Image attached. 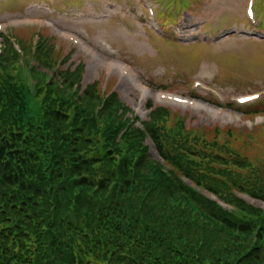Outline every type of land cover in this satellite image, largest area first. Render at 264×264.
I'll use <instances>...</instances> for the list:
<instances>
[{"label": "rangeland", "instance_id": "rangeland-1", "mask_svg": "<svg viewBox=\"0 0 264 264\" xmlns=\"http://www.w3.org/2000/svg\"><path fill=\"white\" fill-rule=\"evenodd\" d=\"M150 2L159 30L155 32L150 21H141L131 11L141 6L138 0H0V91L6 92V80L22 91L29 109L23 120L27 127L36 113L45 118L42 108H73L63 104L61 97L74 99L94 113L103 110L105 121L113 117L109 112L118 109L144 133L141 144L151 156L138 169L140 185V177L148 174L147 160L153 159L159 171L173 170L185 185L218 206L224 204L222 208L239 212L227 201L235 198L264 211V198L250 193L264 195V174L259 178L257 172L264 171V110L250 109L257 104L264 108V94L259 93L264 90V40L253 36L257 30L248 24L247 0ZM254 7L259 18L256 29L264 33V16L258 13L264 10V0H254ZM36 16L51 19L55 26L28 21ZM27 25L40 28L41 35L51 39L33 48L29 37L35 40L40 33ZM16 27H22L21 31ZM166 29H174V36ZM247 29L253 31L249 34ZM162 31L169 35L157 37ZM67 33L83 44L73 42L76 38L71 35L67 39ZM118 63L128 65L150 90L145 98L121 73ZM1 77L6 80L1 82ZM91 88L92 98L81 96ZM157 93L203 101L232 116L159 99ZM253 93L261 94L260 98L243 105L236 101ZM18 104V99L9 101L0 95V131L16 125ZM151 129L169 161L149 136ZM123 136L140 141L131 134ZM106 168H92L91 178L102 177ZM180 168L190 171L193 180L181 174ZM96 189L107 194L95 186H77L73 193L93 194Z\"/></svg>", "mask_w": 264, "mask_h": 264}, {"label": "trees", "instance_id": "trees-1", "mask_svg": "<svg viewBox=\"0 0 264 264\" xmlns=\"http://www.w3.org/2000/svg\"><path fill=\"white\" fill-rule=\"evenodd\" d=\"M6 86L0 95L18 99L19 120L0 131V264H264V211L235 198L225 200L239 212L222 208L153 159L141 186L138 169L150 156L144 133L118 109L105 121L103 110L61 97L73 108H42L45 118L36 113L27 127L25 95ZM81 96L92 98V88ZM257 106L250 109L264 110ZM147 131L168 160L156 131ZM98 167L107 168L94 180L89 172ZM77 186L107 194H75Z\"/></svg>", "mask_w": 264, "mask_h": 264}, {"label": "bare ground", "instance_id": "bare-ground-1", "mask_svg": "<svg viewBox=\"0 0 264 264\" xmlns=\"http://www.w3.org/2000/svg\"><path fill=\"white\" fill-rule=\"evenodd\" d=\"M34 47H36V44L33 43ZM117 67L119 68V70H121L122 73L128 75L134 82V84L141 90L143 97L145 98L147 94L150 93V91L148 90V88L146 86H144L142 83H140L139 81L136 80L134 72L125 64H121L118 63ZM156 97H159L160 99L163 100H171L173 101V99L171 98V96L165 95V94H156ZM186 102V101H184ZM189 104L193 107H200V108H204L205 110L209 111L210 113H213L217 116H224L226 115L228 112H225L224 110L221 109H217L214 106L209 105L208 103L202 102V101H189ZM230 116H232L230 113H228Z\"/></svg>", "mask_w": 264, "mask_h": 264}, {"label": "snow or ice", "instance_id": "snow-or-ice-1", "mask_svg": "<svg viewBox=\"0 0 264 264\" xmlns=\"http://www.w3.org/2000/svg\"><path fill=\"white\" fill-rule=\"evenodd\" d=\"M248 99H252V98L250 97V98H248Z\"/></svg>", "mask_w": 264, "mask_h": 264}]
</instances>
